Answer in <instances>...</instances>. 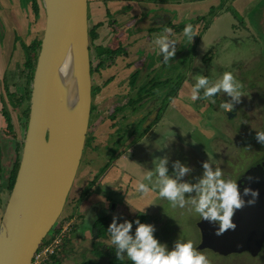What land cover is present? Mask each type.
Here are the masks:
<instances>
[{
	"label": "crops",
	"instance_id": "0c3cea01",
	"mask_svg": "<svg viewBox=\"0 0 264 264\" xmlns=\"http://www.w3.org/2000/svg\"><path fill=\"white\" fill-rule=\"evenodd\" d=\"M212 1L88 0L87 29L91 28L94 35L89 50L90 95L93 93L94 96L90 102L91 113L85 144L70 191L79 179V169L83 171L85 187L81 186L74 194L75 199H70L71 202H78V197L84 195L85 191L89 193V190L101 186L120 187L124 190L125 165H117L118 159H125L126 154L132 151L129 148L135 140L140 143L142 136L155 135L153 132L157 130L156 123L163 106L171 102L174 107L181 105L180 111L185 112V116L195 124L201 119L205 120L206 111L212 113L206 101L205 108L190 107L193 102L190 99L191 88L196 83L197 75L211 76L208 59L210 51L214 52L212 47L221 42L257 36L249 13L258 0H232L231 9L226 4L221 6L222 0H217L215 6L211 4ZM223 1L226 3L231 0ZM192 19H195V23H189ZM204 19H209V27L200 34L199 23H203ZM187 24L193 25L198 33V36L193 37L192 44L183 36ZM42 25L40 0H0V89L7 85L3 81L6 72L9 74L17 71L21 75L22 64L39 45ZM165 28H171L173 36L170 38L178 40L175 57L168 64L162 63L163 56L157 55L151 45L152 40L163 34ZM241 45L235 48L240 50ZM185 62L189 63L185 77L181 80L182 88L171 86L172 78L178 83L176 69ZM216 73L219 79L223 75ZM163 83L166 86L161 87ZM170 94L172 98H169ZM161 98L163 105L157 106ZM4 102V98L0 97V116L4 111ZM149 103L152 105L151 118L145 126L140 127L138 125L144 118V114H140L141 108ZM8 124L4 120V127H0V215L8 196L5 182L7 173L16 156L15 146L19 141L18 129L12 126L14 134H10ZM169 128L173 132L172 127ZM6 133L10 134L9 137ZM104 200L103 195L96 199L83 197L79 201L82 210L78 214L75 207L72 212L69 219L74 220L75 226L79 228L78 233L83 237L81 241L86 240L82 235L85 230L89 236L88 227L99 218L100 209L114 208L115 204L109 209L110 203L107 200L104 206ZM91 212L94 213L91 215L94 219L87 218ZM78 221L83 222V225H79Z\"/></svg>",
	"mask_w": 264,
	"mask_h": 264
},
{
	"label": "water",
	"instance_id": "95a60500",
	"mask_svg": "<svg viewBox=\"0 0 264 264\" xmlns=\"http://www.w3.org/2000/svg\"><path fill=\"white\" fill-rule=\"evenodd\" d=\"M40 1L43 25L26 128L14 182L0 215V264L31 263L63 210L89 127L88 0ZM234 110L224 113L228 116ZM246 186L259 190L255 205L237 211L235 230L220 236L215 235L218 226L201 219L198 250L258 253L264 242V179Z\"/></svg>",
	"mask_w": 264,
	"mask_h": 264
},
{
	"label": "rangeland",
	"instance_id": "374dc122",
	"mask_svg": "<svg viewBox=\"0 0 264 264\" xmlns=\"http://www.w3.org/2000/svg\"><path fill=\"white\" fill-rule=\"evenodd\" d=\"M223 2L222 0L221 6L222 4H226L229 5V9H231L232 0L226 1V3ZM216 3L217 0L211 2L214 6ZM249 16L253 20V29L257 32V36L253 37L252 35L247 39H236L234 41H228V43L221 42V44L212 47L214 52L212 53V51H210V57L208 59V67L210 66L209 73H211V76L208 75V78L210 77L213 79V82L219 79L216 77V71L218 73L220 72V74L227 71L231 72L235 78L243 84L242 92L244 96L241 97V102L235 105V113L224 116L225 113L219 105L221 104V99L223 101L230 98L223 93L221 94H223L225 98H222L221 94L216 95L213 98L215 99L214 103L211 100H204L203 98L191 102L190 107L194 106L198 109L205 108L206 101L209 103V109L214 105L219 107L218 110H220V112L222 110L223 113L221 117L216 111H213L211 114L206 111L205 114L207 116L205 120L201 119L197 124L192 122V119L190 120L185 116V112L183 113L180 111L182 109L181 105L179 106L177 104L174 107L171 106L173 104V102H171L167 104L166 107L163 106L161 108L160 118L156 123L157 130L155 133L153 132L156 136L146 135L144 138L142 136L140 143H136L135 140L134 143H131L133 144L132 147L129 148L132 149V151L126 154L125 159H118L119 163L117 165H125L124 174H126L124 175V190L120 187L102 188L103 186H101L95 188L93 191L89 190L87 194H81L78 197L79 199L77 198L78 202H71L70 199L74 200V194L84 185L83 171L79 169L77 172L79 179L76 180L75 186L71 189L70 193H68L65 205L63 206V210L55 226H64L70 220L68 218H71L69 216L75 210V207L77 208L76 213L79 214V211L82 210L80 206L81 202L79 201L83 199V197L89 196L90 198L96 199L98 196L103 195L105 199L104 206H106V200L110 203L109 209L115 204L112 210L102 208L98 212L99 218H109L107 222L108 225L112 222L113 216L117 217V223H122L125 218L132 219L134 215L141 214V223L153 225L155 228L153 233L154 237L158 239L159 242L166 244L169 250H171L174 241L177 239L181 241L191 240L196 247L198 246L200 242V232L197 223L201 218L197 214L189 212L187 209L172 208L170 203L166 199L159 198L156 192L142 196L136 191V185L143 179L145 172L154 170L155 166L152 163L154 156L166 155L169 157L168 174L170 176L174 175L172 163L175 160H180L181 163L186 164L192 171L190 174L182 177L181 182L195 184L203 172L202 162H210L213 169L216 167L221 168L225 179H233L238 170L241 171L243 167H246L250 162L255 160L256 157L264 154V145L258 143L256 140V132H264V0H258L253 5V9L249 13ZM211 19L213 18L211 17ZM208 20L204 19L203 23H199V25H201L200 34L209 27ZM194 21L195 19H192L189 23ZM226 44H228V46ZM225 45L227 49H225ZM239 45H241L240 50L235 48ZM223 51L226 52L223 53ZM227 53H230V55L227 56ZM188 63L185 62L184 64L178 65L176 69L178 72V83L172 78L171 86L182 88L181 80L185 77ZM67 64L68 61L66 65ZM66 65L64 69L65 72L67 70ZM17 74L18 76H16ZM3 81L7 84L5 88L8 93L19 92V85L22 84V76L19 75L17 71L16 73L12 72L9 74L6 72L3 76ZM165 84L166 83H163L161 87H164ZM93 96L92 93V98ZM202 96L203 89H201V97ZM0 97L1 99L4 98L5 101L7 100V96L4 94L3 89H0ZM172 97L173 95L170 94L169 98ZM162 100L161 98L157 102V106H159V104L163 105ZM150 109H152L151 103L141 108L140 114H144V118L138 126L143 127L146 122L150 120L152 115ZM6 111L11 121H9V124L17 128L15 117L20 110L6 107ZM1 114L3 117L0 116V127L3 128L4 120L7 121L8 119L6 120L4 111ZM3 118L5 119L3 120ZM168 126L172 127L175 142L168 144L164 151L161 152L157 148L159 147L158 140L160 139V133L163 131L158 130V128L165 129ZM176 128L178 130H176ZM174 129L176 131H174ZM9 132L10 134H14L13 129H9ZM21 133V130H18L19 140L22 135ZM6 134L7 136L10 135L9 133ZM155 137L157 140H155ZM1 182L0 180V187ZM154 182L155 177H153L152 181H144V183L150 186ZM184 195L186 201H190L191 198L196 196V192L194 191L191 194L185 193ZM145 206L146 208L142 214V210ZM191 207L192 205L190 203L186 204V208ZM91 215H94V213ZM77 223H79V221ZM72 225L75 226L74 220L72 221ZM72 225L70 230L73 229ZM79 225L82 226L83 222L79 223ZM56 232L57 229L54 227L53 231H51L46 238H49ZM82 235L87 238V231L85 230ZM103 243L106 246H112L110 238L104 240ZM74 244V253L80 256L83 254L80 249H86V247H88L87 240H77ZM199 251L206 255L210 264H264V242L258 253L253 256L245 251L227 253L225 255L214 252L208 248ZM80 256H77L78 259ZM99 261L100 264L103 262L102 260ZM66 262L67 264H73L71 260Z\"/></svg>",
	"mask_w": 264,
	"mask_h": 264
},
{
	"label": "clouds",
	"instance_id": "9594fccd",
	"mask_svg": "<svg viewBox=\"0 0 264 264\" xmlns=\"http://www.w3.org/2000/svg\"><path fill=\"white\" fill-rule=\"evenodd\" d=\"M173 36L171 28H165L164 33L157 35L151 42L152 50L157 55L163 56L162 63L168 64L177 51L178 40L170 38ZM183 36L187 38L189 44L193 43V37L198 36L193 25L187 24L183 29ZM243 84L238 81L231 72H224L222 77L215 82L203 75L196 76V83L191 88L190 99L195 102L198 99L211 100L213 103L214 94L223 93L228 98L223 100L219 107L226 112H231L236 104L241 102ZM201 89L203 96L201 97ZM256 140L264 145V132H256ZM175 142L174 134L169 126L160 133L159 151L163 152L170 143ZM169 157L154 156L152 163L154 170L144 173L143 179L136 185V191L142 196L149 193H158L159 198L166 199L172 208L187 209L194 212L203 221L217 225L215 235L220 236L226 231L235 230L236 225L233 217L237 211L246 206L255 205L259 197V190L251 187H243L241 192L238 180L225 179L223 170L219 167L213 169L210 162H202V175L197 183L191 184L181 182V178L190 174L192 169L180 160L172 163L173 176L168 174ZM155 182L151 186L144 183L145 180ZM245 181H254L252 176H244ZM196 192V196L186 201L185 193ZM245 197H250L245 200ZM190 203L191 208H186ZM148 206V205H146ZM142 214L144 213V209ZM87 218L94 219L90 213ZM133 224L135 230L133 234ZM155 228L151 224L141 223L139 219L135 221L124 220L117 223V217L113 216L112 222L108 225L107 232L111 237V245L116 248V257L124 259V253L132 264H210V261L201 251L197 249L191 240H175L171 250L166 244L158 241L153 235Z\"/></svg>",
	"mask_w": 264,
	"mask_h": 264
},
{
	"label": "trees",
	"instance_id": "16d2710c",
	"mask_svg": "<svg viewBox=\"0 0 264 264\" xmlns=\"http://www.w3.org/2000/svg\"><path fill=\"white\" fill-rule=\"evenodd\" d=\"M88 3V2H87ZM87 38H88V53L91 49L92 40L94 38V35L92 34V30L87 29ZM39 46V45H38ZM38 46L36 50L32 53L31 56L27 58V60L22 64V68L20 70L21 76L23 78L22 85H19V92L16 91L15 93H8L7 89L3 88L4 94L7 96L6 102H4V105L2 106V109L4 110V116L6 117L7 123H10V119L8 117V112L6 111V107H9L10 109H17L20 110L19 113L16 115V124L17 128L20 131L21 130V138L16 144V156L14 160L11 162V167L7 173L6 177V189L9 193L13 182L15 173L18 167L19 159H20V151L22 146V140L26 128V121H27V114H28V99H29V93H30V84H31V78L33 73V68L35 64V59L38 51ZM90 55H89V66L91 67L90 62ZM90 74H91V68H90ZM151 92V91H150ZM148 92V93H150ZM92 97V94H91ZM90 113H91V107H90ZM10 121V122H9ZM9 129H12V126L10 124ZM90 185V184H88ZM87 192L85 191V194ZM71 217V215L69 216ZM109 219V218H108ZM108 219L106 218H98L94 220L89 228V236L86 238L88 247L80 249L82 250L81 256L74 253V243L77 240L83 239L81 235L78 233V227L72 225V228L68 234L64 237L60 251L49 256L47 260L43 262V264H67L66 261L71 260L73 264H100L99 260H102L103 262L101 264H132V262L127 258L126 253H124V259L119 260L116 257V248L114 245L112 246H106L103 242L104 240L111 239L110 234L107 232L108 228ZM136 219H139L140 222H142V215L136 214L133 216L132 219L125 218V220L128 221H135ZM54 229L51 228V230ZM49 231V233L51 232ZM135 230V224H133V234ZM47 234V236L49 235ZM72 238V239H71ZM46 240V239H45ZM45 240H43L40 245L45 243ZM83 241V240H82ZM77 256H80L79 259ZM70 257V258H69Z\"/></svg>",
	"mask_w": 264,
	"mask_h": 264
},
{
	"label": "built area",
	"instance_id": "2783aa9c",
	"mask_svg": "<svg viewBox=\"0 0 264 264\" xmlns=\"http://www.w3.org/2000/svg\"><path fill=\"white\" fill-rule=\"evenodd\" d=\"M69 219V218H68ZM72 220H69L64 226H55L57 232L46 238L45 243L39 245L30 264H43L47 258L60 251L61 243L70 231ZM53 231V230H51Z\"/></svg>",
	"mask_w": 264,
	"mask_h": 264
},
{
	"label": "flooded vegetation",
	"instance_id": "af4514ba",
	"mask_svg": "<svg viewBox=\"0 0 264 264\" xmlns=\"http://www.w3.org/2000/svg\"><path fill=\"white\" fill-rule=\"evenodd\" d=\"M221 97L225 98V96L223 94H221ZM221 102H222V99H221ZM218 108L219 107L213 105V107L211 109H209V108L208 109L210 112L216 111L217 114L219 113L222 117V114H223L222 110H223V112H225V110L222 109L220 112V110H218ZM235 109H236V107H235ZM233 113H235V110ZM224 116H226V115L224 114ZM261 160H263V162L260 165H257V163ZM251 166H254V167L251 168ZM248 170H249V172H248ZM239 171L240 170L237 171V173L234 175L232 180H238V184H240L242 188L245 187L246 185H250L251 183L255 184V183L261 182L264 179V154L256 157L255 160L250 162L246 167H243L240 172ZM244 176H252L255 179L253 182L248 183L247 181L244 180V178H243Z\"/></svg>",
	"mask_w": 264,
	"mask_h": 264
}]
</instances>
